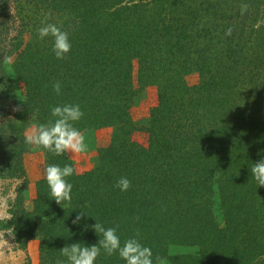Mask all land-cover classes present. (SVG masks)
I'll list each match as a JSON object with an SVG mask.
<instances>
[{
	"label": "trees",
	"instance_id": "1",
	"mask_svg": "<svg viewBox=\"0 0 264 264\" xmlns=\"http://www.w3.org/2000/svg\"><path fill=\"white\" fill-rule=\"evenodd\" d=\"M227 1L0 0V177L22 180L9 227L22 248L40 238L42 264H68L60 251L66 245L98 244L96 220L116 227L122 245L137 238L149 247L153 264L157 257L158 264H264V186L250 171L264 159V18L257 25L245 12L264 17V0L247 1L244 12ZM45 23L68 33L65 59L56 58L51 37H38ZM9 60L25 86L21 94ZM136 61L137 81L159 87L140 128L147 145L132 138L129 122ZM193 71L199 82L189 85ZM65 104L84 113L73 124L79 131L114 125L112 142L83 174L68 152H50L48 166L74 168L66 178L71 201L51 199L45 177L27 209L26 129L32 120L54 121L51 109ZM121 177L131 181L129 190L116 187ZM215 183L224 228L213 211ZM172 246L199 252L171 253ZM95 264L126 262L101 250Z\"/></svg>",
	"mask_w": 264,
	"mask_h": 264
},
{
	"label": "rangeland",
	"instance_id": "2",
	"mask_svg": "<svg viewBox=\"0 0 264 264\" xmlns=\"http://www.w3.org/2000/svg\"><path fill=\"white\" fill-rule=\"evenodd\" d=\"M229 1V0H228ZM227 1V2H228ZM231 4H233L232 0ZM235 6L240 7L245 5L247 1L252 0H234ZM255 2V0H253ZM247 5V4H246ZM226 5H224L225 7ZM247 10V9H246ZM228 13H236L231 8L228 9ZM244 12V11H243ZM250 16L251 22L260 24L264 18L262 16H256L251 11H245ZM213 15V14H212ZM247 18V16H245ZM216 30L218 36H226L222 33V30ZM254 51L251 50L249 55H253ZM10 61V60H9ZM7 61L6 67L10 76L12 77L16 90L19 94L24 91V84L20 82L12 69V61ZM139 68L138 62L135 63V88L137 93L131 98L128 103V110L131 114L132 138L138 143L147 145L148 134L140 128L143 127L152 109L158 104L159 87L153 82H147L144 85L140 84L136 79V73ZM186 81L189 85H195L199 82V74L197 71H193L186 75ZM36 126L34 120L30 121L26 131ZM116 127L114 125L105 124L102 126H94L87 128L81 132L84 134L85 142L87 144V150L83 153H68L75 166V170L78 174H83L92 170L99 158V153L103 148L110 146L113 138V134ZM50 152L42 148H36L32 145V148L23 154V162L28 177V188L26 190L25 205L27 209L32 210L34 207V201L37 198V185L38 181L46 177L45 169L48 167V155ZM22 182L17 178H5L0 177V264H42L40 256V238L30 239L26 248H22L18 243L12 229L9 227V222L12 219V206L14 204L18 185ZM218 184L215 183V190L213 196V211L215 219L218 225L222 228L226 226L225 216L222 209L221 198L219 193ZM171 253H198L199 248L194 246H172L170 248ZM159 264H168L166 260H163ZM220 264H225L224 260H220Z\"/></svg>",
	"mask_w": 264,
	"mask_h": 264
},
{
	"label": "clouds",
	"instance_id": "3",
	"mask_svg": "<svg viewBox=\"0 0 264 264\" xmlns=\"http://www.w3.org/2000/svg\"><path fill=\"white\" fill-rule=\"evenodd\" d=\"M247 5H242V12L247 9ZM38 37L53 39V52L57 59H65L71 50L69 35L61 27L53 23H45L37 29ZM230 34V30H229ZM10 62V61H9ZM53 90L59 94L61 90L60 82L53 84ZM54 121L48 124H40L28 129L25 133V143L36 148H42L57 156L64 153H83L87 150L84 134L76 129L73 124L79 121L84 113L79 105L65 104L55 106L51 109ZM252 177L258 187L264 186V159L255 162L250 169ZM46 181L50 188L51 199L59 205L65 201H71L72 184L67 181V177L73 175L74 168L71 165L60 167L49 165L45 169ZM121 191H127L131 187V181L127 177H121L117 183ZM85 216L84 212L78 214L73 220L78 224ZM100 239L98 244L85 246L81 243H73L63 247L61 255L67 258L68 264H95L101 250L108 256L119 255L126 264H153V253L149 247L142 245L137 238H129L121 244L116 227H105L104 224L96 220L91 226ZM136 236H139L137 232ZM157 264L160 260L156 258ZM56 264H64V261L57 260Z\"/></svg>",
	"mask_w": 264,
	"mask_h": 264
}]
</instances>
